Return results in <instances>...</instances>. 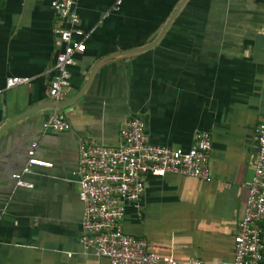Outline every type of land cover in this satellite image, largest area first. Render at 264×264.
Here are the masks:
<instances>
[{"label":"crops","instance_id":"crops-1","mask_svg":"<svg viewBox=\"0 0 264 264\" xmlns=\"http://www.w3.org/2000/svg\"><path fill=\"white\" fill-rule=\"evenodd\" d=\"M74 0L84 51L69 67L59 109L70 128L41 130L52 104L48 81L64 27L49 0L0 3V264H109L77 241L82 205L72 175L78 138L115 146L118 127L139 117L150 143L186 148L195 131L211 136L208 181L178 174L146 176L137 207H126L123 230L178 264H230L256 155L254 129L264 114V0H184L148 50L100 63L112 53L144 46L179 0ZM9 76L28 84L4 89ZM49 167L29 166L15 187L27 150ZM264 244V224L262 226ZM264 255V250H263Z\"/></svg>","mask_w":264,"mask_h":264},{"label":"built area","instance_id":"built-area-1","mask_svg":"<svg viewBox=\"0 0 264 264\" xmlns=\"http://www.w3.org/2000/svg\"><path fill=\"white\" fill-rule=\"evenodd\" d=\"M3 0H0V3ZM116 0L113 9H116ZM74 0H49V6L64 27H54L53 44L57 48L48 81L47 96L55 105L65 99L69 87V67L84 51L85 35L78 28L73 10ZM26 76H9L4 89L28 84ZM70 125L59 109H50L41 121L43 132L58 133ZM256 155L252 173L246 182V196L240 220L232 235L230 264H264L262 226L264 224V114L255 129ZM118 143L105 146L78 138L76 163L72 175L77 184L76 196L82 205L77 241L93 256L105 258L109 264H178L170 256L152 252L145 238L123 230L126 207H137L144 190L146 176L162 177L178 174L208 181L207 164L211 147L208 131L198 130L188 147L174 148L150 143L143 121L137 116L121 120ZM35 143L27 150V161L20 172L10 175L15 187H29L22 179L29 166L49 167L33 157ZM183 264H204L193 256Z\"/></svg>","mask_w":264,"mask_h":264},{"label":"water","instance_id":"water-1","mask_svg":"<svg viewBox=\"0 0 264 264\" xmlns=\"http://www.w3.org/2000/svg\"><path fill=\"white\" fill-rule=\"evenodd\" d=\"M184 0H179V2L177 3V5L175 6L174 10L171 12V14L169 15V17L165 20L164 24L161 26L159 32L157 33V35L147 44H145L144 46L138 47V48H134V49H130V50H126V51H121V52H116V53H112L109 54L107 56H104L100 59H98L96 62L93 63V65L90 67L89 72L87 74L86 77V82L88 81L91 73L93 72V70L102 62L109 60V59H113V58H118V57H125V56H130V55H134L143 51L148 50L149 48H151L159 39V37L162 35V33L165 31L166 27L169 25L170 21L172 20V18L174 17L175 13L177 12V10L179 9V7L181 6V4L183 3ZM80 95V94H79ZM79 95L75 96L74 98H72L71 100H69V102H60L58 104H50V108L51 109H61L62 107L68 105L70 102L74 101L76 98L79 97ZM40 106H34L29 108L28 110H25L19 114H17L16 116H14L13 118L7 120L1 127H0V133L5 130L8 126L12 125L13 123H15L17 120L21 119L22 117L28 115L31 112L36 111L37 109H39Z\"/></svg>","mask_w":264,"mask_h":264}]
</instances>
